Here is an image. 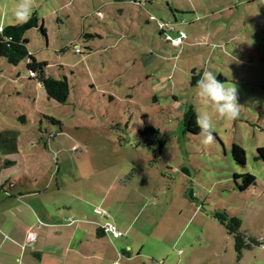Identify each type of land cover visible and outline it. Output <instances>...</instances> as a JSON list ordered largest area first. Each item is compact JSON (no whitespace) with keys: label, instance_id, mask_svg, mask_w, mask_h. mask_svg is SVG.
Masks as SVG:
<instances>
[{"label":"rangeland","instance_id":"rangeland-1","mask_svg":"<svg viewBox=\"0 0 264 264\" xmlns=\"http://www.w3.org/2000/svg\"><path fill=\"white\" fill-rule=\"evenodd\" d=\"M18 3L0 0V29L19 24ZM34 14L46 36L26 31L27 49L69 96H48L32 58H0V196L35 191L24 203L41 212L121 228L93 245L106 264H264V0H33ZM170 19L187 22L181 48L160 32ZM205 71L237 87V119L198 96ZM190 107L212 118V143L186 129ZM217 211L240 219V253Z\"/></svg>","mask_w":264,"mask_h":264},{"label":"crops","instance_id":"crops-1","mask_svg":"<svg viewBox=\"0 0 264 264\" xmlns=\"http://www.w3.org/2000/svg\"><path fill=\"white\" fill-rule=\"evenodd\" d=\"M138 2L133 1L135 4ZM150 19L156 18L152 15ZM184 20L165 22L172 21L185 31L183 26L187 22ZM33 193L35 191L23 189L11 194L9 199L0 196V264H80L82 260L91 258L99 260V264H106L103 251L96 252L93 245L101 241L100 234H109L100 229L110 222L105 224L93 218L94 211L88 212L92 214L88 217L68 205L59 207L56 213L41 212L26 204L25 197Z\"/></svg>","mask_w":264,"mask_h":264},{"label":"trees","instance_id":"trees-1","mask_svg":"<svg viewBox=\"0 0 264 264\" xmlns=\"http://www.w3.org/2000/svg\"><path fill=\"white\" fill-rule=\"evenodd\" d=\"M114 1L121 2L126 0ZM127 1H144L148 3L150 0ZM146 3H144V6L146 5ZM35 27H40L43 31V34H45L46 30L44 24L40 23L39 18L35 16V14L30 17L27 23H19L16 25L10 24L4 26L2 30H0V58L5 57L10 63H12V65H17L27 57L32 58V62L28 64V69L36 78H38V82L42 84L49 97L58 100L60 103H64L69 96V85L67 82L68 80L66 78L60 80L46 75L44 67L47 65V63L37 61L34 57H32V55H30L27 49L29 40L25 36V33L26 31ZM160 32L162 34V31ZM196 117V111L193 107H190L186 111L183 120L186 129L194 134L200 133V129L196 124ZM232 154L236 162L245 164V150L241 146L237 145L236 143L233 144ZM256 158L264 160V147L258 148ZM242 177L244 179V183L239 185V188L242 191L247 189L250 184L252 185L256 181V178L252 176V174H246L245 176L242 175ZM215 217H217L220 223L223 224L230 231V233L233 234L235 239V250L238 253H240L245 246H248V240L246 239V234L241 230V221L239 218L231 216L226 211H217ZM100 230L105 233L103 228H101ZM97 231L99 232V229H97ZM100 235L103 236V234Z\"/></svg>","mask_w":264,"mask_h":264},{"label":"clouds","instance_id":"clouds-1","mask_svg":"<svg viewBox=\"0 0 264 264\" xmlns=\"http://www.w3.org/2000/svg\"><path fill=\"white\" fill-rule=\"evenodd\" d=\"M33 0H19L16 19L19 23H27L31 15ZM198 96L203 103L212 109L220 119L235 120L239 116L238 89L236 86H225L217 80L216 74L205 71L196 83ZM197 127L203 137V143L208 145L215 139L213 135L212 118L207 112H200L196 117Z\"/></svg>","mask_w":264,"mask_h":264},{"label":"built area","instance_id":"built-area-1","mask_svg":"<svg viewBox=\"0 0 264 264\" xmlns=\"http://www.w3.org/2000/svg\"><path fill=\"white\" fill-rule=\"evenodd\" d=\"M142 5H144V1L140 2ZM157 23L159 25L160 30L162 31V34L164 35V38L175 48H181L184 45L185 40L187 39V32L179 29L178 25L175 24L172 21L169 22H162L158 21ZM3 28V27H2ZM2 28L0 30H2ZM105 232H111L115 237L122 236V232L116 228V226L113 223H110L106 225L104 228ZM32 233H30V236Z\"/></svg>","mask_w":264,"mask_h":264},{"label":"water","instance_id":"water-1","mask_svg":"<svg viewBox=\"0 0 264 264\" xmlns=\"http://www.w3.org/2000/svg\"><path fill=\"white\" fill-rule=\"evenodd\" d=\"M220 80V79H219Z\"/></svg>","mask_w":264,"mask_h":264}]
</instances>
